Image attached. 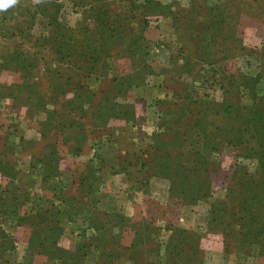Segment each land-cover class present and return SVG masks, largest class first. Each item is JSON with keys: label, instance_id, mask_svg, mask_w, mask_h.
Returning a JSON list of instances; mask_svg holds the SVG:
<instances>
[{"label": "rangeland", "instance_id": "1", "mask_svg": "<svg viewBox=\"0 0 264 264\" xmlns=\"http://www.w3.org/2000/svg\"><path fill=\"white\" fill-rule=\"evenodd\" d=\"M262 141L264 0L0 8V264H264ZM48 208L37 255L19 218Z\"/></svg>", "mask_w": 264, "mask_h": 264}, {"label": "trees", "instance_id": "2", "mask_svg": "<svg viewBox=\"0 0 264 264\" xmlns=\"http://www.w3.org/2000/svg\"><path fill=\"white\" fill-rule=\"evenodd\" d=\"M115 34L112 33V37ZM16 54V53H15ZM23 62L24 59L21 58L20 55H15V58L11 57V62ZM17 63V65L19 64ZM43 98H41L42 100ZM30 100V99H29ZM60 127H58L56 130H58ZM64 128H62L59 132L63 133L64 132ZM255 130L260 131L259 134H261V131H263V126H260L258 128H255ZM260 146H256L254 148H247L248 149V153L249 155H253L256 156V158L258 159V163H259V178L257 180V182L254 185H251V187L249 188L250 190V199L252 198L253 201V205H250L249 207H247V211H249V215L251 216L255 211V214H253L250 218L251 223L254 222V220L259 216L262 215V219L264 222V144L263 141L260 143ZM252 184V183H251ZM234 187H238V184H234ZM248 190V188L246 189V191ZM9 191L11 192L12 196L17 198L14 192L17 191V186L11 187L9 189ZM2 200V198H1ZM70 200H73V198H71ZM17 201V200H16ZM248 201H246L245 199H243L242 203H247ZM225 204H230V199H226L225 201H223L220 205H225ZM17 205V204H16ZM16 205H9L8 202V198L6 197L5 200L2 202V204L0 205V214L3 217H7V216H11V214H15V217H18L17 213V207ZM38 211V210H37ZM51 211V212H50ZM40 217H42L44 219V225L47 227V230H41L40 228V220H36L35 222L32 221V217H34V215H27L24 217H20L19 218V222H24V224L26 222L29 223V235L26 234L28 242L27 244H29L30 246H32L33 248L35 247L36 250H39V252L37 253V255H40L44 252H47L48 249L46 248V243L48 242L49 238L50 239H54L55 237H57V239L60 237L61 233H59V231L61 230V226L59 225L60 222V218L57 217V214H66L68 212H72L71 210H69L68 208H65L62 212H52V210H50L49 208L47 209L46 212H43V210H40ZM45 214H43V213ZM38 213V212H37ZM52 213V214H51ZM122 222V221H120ZM124 222V220H123ZM26 225V224H25ZM263 225L259 226L255 229H248L246 228V234H244L245 236H242L243 238H241V241H245L247 238H250L251 240L254 239L255 237H259L261 235H263ZM44 233V234H42ZM2 235L0 236V242L5 243L7 236L2 232ZM58 235V236H57ZM57 239L54 241L55 243L57 242ZM53 242V243H54ZM3 247V244H0V248ZM44 251V252H43ZM52 252V251H51ZM261 252L263 253V246L261 248Z\"/></svg>", "mask_w": 264, "mask_h": 264}, {"label": "clouds", "instance_id": "3", "mask_svg": "<svg viewBox=\"0 0 264 264\" xmlns=\"http://www.w3.org/2000/svg\"><path fill=\"white\" fill-rule=\"evenodd\" d=\"M15 3V0H0V8H4L9 4Z\"/></svg>", "mask_w": 264, "mask_h": 264}]
</instances>
